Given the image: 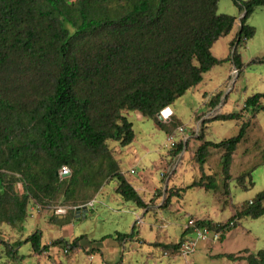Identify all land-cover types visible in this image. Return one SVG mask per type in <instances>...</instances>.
<instances>
[{"label": "trees", "instance_id": "trees-1", "mask_svg": "<svg viewBox=\"0 0 264 264\" xmlns=\"http://www.w3.org/2000/svg\"><path fill=\"white\" fill-rule=\"evenodd\" d=\"M219 1L0 0V222L21 228L31 200L69 201L78 189L96 190L110 178L116 180V191L123 199L139 208L149 207L121 171L108 142L127 146L135 140L125 109L141 112L168 136L175 135L183 122L175 115L169 122L160 120L162 110L202 82L215 65L232 60L241 72L244 62L239 48L255 35L247 20L264 7V0H233L246 15L226 58L214 56L211 49L237 25V17L220 13ZM114 3L120 9L115 10ZM256 62L264 59L252 60ZM222 95L223 91L212 95L207 105L217 107ZM260 111L264 112V92L248 96L241 110L217 114L203 125L240 120L245 112L256 117ZM252 126L250 117L237 135L219 142L206 139L203 131L194 155L199 179L170 191L166 204L192 187L219 192L216 175L205 171L211 148L222 150L221 172L229 192L234 155ZM167 143L180 153L189 140L171 146L167 137ZM63 166L70 175L61 177ZM245 178L241 176L239 182L248 189ZM19 181L24 187L21 194L15 188ZM250 200L239 209L233 205L234 213L226 221L197 218L198 225L221 232L222 241L242 218L264 215V190ZM228 204L229 199L224 207ZM134 232L135 226L131 234L118 232L116 238L122 242L133 238ZM191 234L189 227L177 242L156 245L173 253ZM42 236L41 230H35L15 244L1 238L0 244L10 260L22 264L27 257L17 249L22 243H30L41 254L53 246L81 250L86 238L60 237L42 244ZM245 251L247 255L225 256L264 264V249Z\"/></svg>", "mask_w": 264, "mask_h": 264}, {"label": "rangeland", "instance_id": "rangeland-1", "mask_svg": "<svg viewBox=\"0 0 264 264\" xmlns=\"http://www.w3.org/2000/svg\"><path fill=\"white\" fill-rule=\"evenodd\" d=\"M112 6L115 10L120 9L117 3ZM218 11L237 17V25L211 49L214 56L226 58L232 52L231 41L240 28L242 13L233 0H220ZM247 23L255 28V35L239 48L244 62L241 72L232 60L215 65L204 74L202 82L173 103L171 109L174 114L163 117L162 121L169 122L175 115L184 123L182 126L185 130L175 134V141L180 143L189 140V144L180 153H175V149L168 145V134L153 119L143 116L139 111L123 110V114L133 122L135 140L127 146L110 140L108 146L126 178L129 175L134 184L145 185L148 194L153 197L149 200V207L139 209L131 201L116 199L113 187L117 182L114 178L106 179L96 190L78 189L69 201L61 199L60 202L52 200L48 203L31 200L21 228L0 222V238L6 243L15 244L35 230L42 231V244L51 243L60 237L72 240L85 235L86 238L82 240L84 248L81 250L66 251L61 246H53L41 254L35 253L30 243H22L17 248L20 254L27 255L22 264H248L246 260L233 261L225 255H247L246 249L250 252L264 249V215L242 218L235 228L227 231L222 241L200 242L197 250L187 256L174 253L166 256L164 250L156 245L160 242H155H177L190 218L195 217L190 214L210 217L218 222L226 221L234 213L233 205L239 209L264 190V112L260 111L256 117L245 112L244 118L240 120H213L208 122L209 127L203 125L205 119L217 114L241 110L248 96L264 92V62L252 63L253 59H264V7H258L248 17ZM220 91H223V95L219 105L211 108L207 105L208 100ZM250 117L254 126L248 132L249 138L240 143L234 155L231 167L234 179L230 181L229 192L226 191L221 172L222 150L211 148L205 171L216 175L219 192L215 194L213 190L192 187L182 192L181 196L171 197L167 205L170 191L190 184L201 175L194 160L200 143L198 136L204 131L207 132L206 139L216 142L233 137L238 134L243 121ZM138 158L142 160L141 165L135 160ZM134 168L136 173H131ZM241 176H246L244 184L248 189L240 184ZM106 185L109 199H95ZM15 188L21 194L23 183L17 182ZM141 192L142 196L143 193L147 194ZM228 199L229 204L225 208ZM91 201L93 204L87 206L85 215L77 216V208H84ZM59 209L63 212H59ZM133 226V238L127 237L126 241L120 243L117 257L95 252L98 248L93 246L94 243H103V237L116 236L118 232L129 235ZM108 251L110 248L104 252ZM0 264H18L5 255L1 244Z\"/></svg>", "mask_w": 264, "mask_h": 264}, {"label": "built area", "instance_id": "built-area-1", "mask_svg": "<svg viewBox=\"0 0 264 264\" xmlns=\"http://www.w3.org/2000/svg\"><path fill=\"white\" fill-rule=\"evenodd\" d=\"M163 112H164V110H162L161 113H163ZM164 117H166V115H164ZM184 130H185V128L183 126H180L176 132L183 133ZM168 142L170 143L171 146L175 145L176 141H175V135L174 134L168 136ZM69 172H70V169L67 166H63L59 173H60L61 177H63V175H66ZM249 202L252 203V200H250ZM91 204H93L92 201L89 202L85 206L87 207L88 205H91ZM79 208L82 209V207H79ZM59 212H63V210L59 209ZM189 227L192 228L193 234L186 236L185 240L183 242H181L178 249L175 252H173L174 254L187 256V255H189V254H191L197 250L200 242H206L208 240L218 241L221 238V232L211 230L207 226H205V227L199 226L197 218H192L188 221L185 229L189 228ZM142 244L143 243H140V245H142ZM65 250L67 251V249H65ZM173 253L169 252V251L163 252V254L166 256L171 255Z\"/></svg>", "mask_w": 264, "mask_h": 264}, {"label": "crops", "instance_id": "crops-1", "mask_svg": "<svg viewBox=\"0 0 264 264\" xmlns=\"http://www.w3.org/2000/svg\"><path fill=\"white\" fill-rule=\"evenodd\" d=\"M184 124V123H183ZM136 160V162H137V164L138 165H141L142 164V160L140 159V158H138V159H135ZM134 161V160H133ZM131 173H136V169L134 168V170L132 171L131 170ZM131 177L128 175L127 176V179L133 184V186L136 188V190L141 194L142 192L141 191H143V192H146L147 194H145V193H143L144 195H143V198L145 199V201H146V203H148L149 204V200H151L153 197L152 196H150L149 194H148V192H147V190L145 189V185L144 184H141V183H138V184H134V181H132L131 179H130ZM106 187H107V185L96 195V198L95 199H97L98 197H100V198H102V200L103 201H106L107 199L106 198H108L109 199V197H107L106 195H108V191H107V189H106ZM116 188H117V185H115L114 187H113V190H114V195L116 194V196H115V198L116 199H118L119 201H121V200H123V198H122V196L116 191ZM103 190H106V192L105 193H103L102 191ZM147 195V196H146ZM146 198H148V201L146 200ZM106 199V200H105ZM93 202H95V200L93 201ZM107 202H109V201H107ZM181 206H179V208H180ZM139 209H147V208H139ZM181 209V208H180ZM184 209V208H183ZM185 210V209H184ZM191 216H195V218L197 217V218H199V219H212V218H210V217H201L200 215H194V214H190ZM82 216H84V214L82 213L81 214V217ZM184 231V230H183ZM130 238V237H129ZM2 239V238H1ZM126 240H127V238H126ZM126 240H124V241H126ZM154 240H156V239H154ZM179 240V239H178ZM103 243H98V242H96V243H94V245L93 246H95V247H97L98 249H99V253H101V255H104V254H108V255H110L111 257L113 256V257H117V255L119 254L118 253V248H120L119 246H120V243L122 244V242L118 239V238H116V236L115 235H112V236H110V237H108V238H105V239H103V240H101ZM123 241V242H124ZM155 242H160V243H171L170 241H162V240H156ZM144 243H145V241H144ZM83 244V243H82ZM154 244V243H153ZM110 248V251H108V252H104V251H106V249H109ZM158 249V248H157ZM100 264H106L105 262H102V263H100Z\"/></svg>", "mask_w": 264, "mask_h": 264}, {"label": "water", "instance_id": "water-1", "mask_svg": "<svg viewBox=\"0 0 264 264\" xmlns=\"http://www.w3.org/2000/svg\"><path fill=\"white\" fill-rule=\"evenodd\" d=\"M246 15V13H245V11L241 14V16H240V19L242 18V17H244ZM159 119L160 120H163V117H162V113H159ZM71 174V172H69V173H67L66 175H63V177H66V176H68V175H70ZM87 212V207H84V208H78L77 209V216H80L82 213L85 215V213Z\"/></svg>", "mask_w": 264, "mask_h": 264}, {"label": "bare ground", "instance_id": "bare-ground-1", "mask_svg": "<svg viewBox=\"0 0 264 264\" xmlns=\"http://www.w3.org/2000/svg\"><path fill=\"white\" fill-rule=\"evenodd\" d=\"M164 115H166V117H170L172 115L171 107H167L164 109V112L162 113V117H164Z\"/></svg>", "mask_w": 264, "mask_h": 264}]
</instances>
